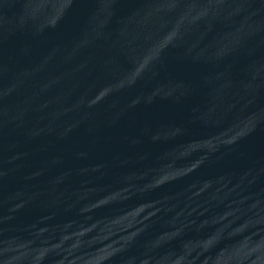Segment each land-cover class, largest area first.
I'll list each match as a JSON object with an SVG mask.
<instances>
[{
  "label": "water",
  "instance_id": "water-1",
  "mask_svg": "<svg viewBox=\"0 0 264 264\" xmlns=\"http://www.w3.org/2000/svg\"><path fill=\"white\" fill-rule=\"evenodd\" d=\"M0 264H264V0H0Z\"/></svg>",
  "mask_w": 264,
  "mask_h": 264
}]
</instances>
